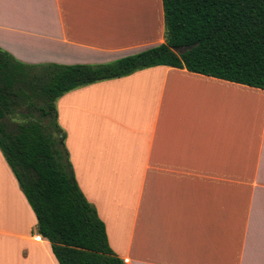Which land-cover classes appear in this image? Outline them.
Returning a JSON list of instances; mask_svg holds the SVG:
<instances>
[{"label":"crops","instance_id":"obj_1","mask_svg":"<svg viewBox=\"0 0 264 264\" xmlns=\"http://www.w3.org/2000/svg\"><path fill=\"white\" fill-rule=\"evenodd\" d=\"M164 32L162 0H0V47L26 63L110 62ZM57 112L127 264H264V89L156 65L70 90ZM0 264H60L1 149Z\"/></svg>","mask_w":264,"mask_h":264},{"label":"trees","instance_id":"obj_2","mask_svg":"<svg viewBox=\"0 0 264 264\" xmlns=\"http://www.w3.org/2000/svg\"><path fill=\"white\" fill-rule=\"evenodd\" d=\"M162 4L165 41L114 61L26 63L0 47V149L60 264H127L77 182L58 122L63 94L156 65L264 89V0Z\"/></svg>","mask_w":264,"mask_h":264},{"label":"rangeland","instance_id":"obj_3","mask_svg":"<svg viewBox=\"0 0 264 264\" xmlns=\"http://www.w3.org/2000/svg\"><path fill=\"white\" fill-rule=\"evenodd\" d=\"M10 118H11V120L13 122H19V121L25 120V118L22 117L19 114L11 115ZM256 129H263V126L262 125H259L258 127H256ZM253 204H254V201H252V200H247L246 201V209H245V211H246V215H247V222H252L251 219H252V216H253L252 215V213H253Z\"/></svg>","mask_w":264,"mask_h":264},{"label":"water","instance_id":"obj_4","mask_svg":"<svg viewBox=\"0 0 264 264\" xmlns=\"http://www.w3.org/2000/svg\"><path fill=\"white\" fill-rule=\"evenodd\" d=\"M176 51H182L181 49H176Z\"/></svg>","mask_w":264,"mask_h":264}]
</instances>
